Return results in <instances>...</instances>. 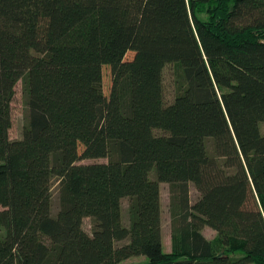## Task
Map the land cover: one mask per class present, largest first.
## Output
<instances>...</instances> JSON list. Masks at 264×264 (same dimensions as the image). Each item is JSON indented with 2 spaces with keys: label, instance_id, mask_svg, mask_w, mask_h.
<instances>
[{
  "label": "trees",
  "instance_id": "trees-1",
  "mask_svg": "<svg viewBox=\"0 0 264 264\" xmlns=\"http://www.w3.org/2000/svg\"><path fill=\"white\" fill-rule=\"evenodd\" d=\"M261 122L264 0H0V264H264Z\"/></svg>",
  "mask_w": 264,
  "mask_h": 264
},
{
  "label": "rangeland",
  "instance_id": "rangeland-1",
  "mask_svg": "<svg viewBox=\"0 0 264 264\" xmlns=\"http://www.w3.org/2000/svg\"><path fill=\"white\" fill-rule=\"evenodd\" d=\"M132 57V53L129 52L126 54V59H130ZM178 70H176V67L172 64L167 65L163 70V87H164V98L166 102L172 101L174 94H175V88H174V80L175 76L177 74ZM104 96L106 99V107H107V119L106 122L109 120V94H110V82H109V76L108 71L105 68L104 69ZM15 97L12 102V126L9 131V137L11 140H17L21 138V131L22 127L25 122V117L27 114V108L24 104V97L22 94V85L21 82H19L16 85L15 88ZM260 130L262 133H264V122L260 123ZM208 147H210V144H208ZM101 163L106 162L105 159H99V160H83L80 163ZM52 211L53 213L56 211L57 208V183L54 180L52 183ZM189 194H190V200L193 202L196 198V190L193 187V185H189ZM170 193H169V186L166 183L160 184V207H161V236H162V246L163 251L169 252L171 247V237H170V227H171V216H170ZM126 202L124 201L122 204L123 212H125L126 209ZM84 228L89 229L90 228V221L88 219L84 220ZM203 235L209 239L213 240L216 237V233L208 228L204 227L202 229ZM144 257L138 256V257H131L128 259V261L124 262L129 264H137L144 262Z\"/></svg>",
  "mask_w": 264,
  "mask_h": 264
}]
</instances>
